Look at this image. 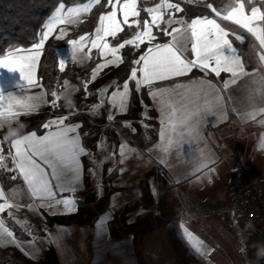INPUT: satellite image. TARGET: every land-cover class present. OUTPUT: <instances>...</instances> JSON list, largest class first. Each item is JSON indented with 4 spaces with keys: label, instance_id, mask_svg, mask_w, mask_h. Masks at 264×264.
<instances>
[{
    "label": "snow or ice",
    "instance_id": "snow-or-ice-1",
    "mask_svg": "<svg viewBox=\"0 0 264 264\" xmlns=\"http://www.w3.org/2000/svg\"><path fill=\"white\" fill-rule=\"evenodd\" d=\"M101 2L88 0L87 3L67 8L64 3H60L43 24L39 38L31 48L16 47L0 54V68L9 72L18 71L24 82L19 85L23 89L21 95L12 92L5 95L0 89V130L8 123L18 122L21 116L39 111L43 105L50 103L52 109L58 108L61 88L64 90L71 86L74 91H79L69 79H63L62 84L58 82L55 88L46 90L37 75V69L50 37L64 41L69 37L67 26L83 23L80 17L90 13ZM182 2L191 4L194 0ZM195 2L209 9L210 14L191 19L178 16V13L185 11L180 0H153V6L143 7L141 5L146 4L147 0H106L103 6L109 10L99 14L94 32L67 39L71 46L70 61L83 63L91 59L93 49L98 50L99 57L103 58V63H97L92 69L90 80L81 82L85 93H88L89 84L96 81L103 69L110 65L119 67L126 62L121 54L126 46L140 53L128 61L131 65L129 75L122 84L114 80L108 87L99 90L103 97L109 87L115 89L106 101L102 98L99 103L92 105L91 111L98 112L107 102L111 109L126 112L130 82H134L136 92L147 88L148 94L160 106L163 127L161 143L157 147L165 154L174 146L184 143L193 148V141L201 139L203 124L208 116L226 120L228 111L225 93L245 78H249L246 80L247 101L251 103L258 99L264 105V0H228L219 9L207 0ZM142 12L147 16L142 17ZM219 21L229 22L254 38V49L258 45V50L254 51L258 66L252 71L248 70L247 61L233 42L235 40L243 44L247 37ZM121 33L125 34V38H119ZM109 38L116 43L113 45ZM142 46L144 50L141 52ZM67 63L60 59L61 73L65 72ZM196 69L203 73V77L198 80L156 86L162 81L188 76ZM222 73L229 74V78L222 80V83L207 78L211 75L221 78ZM36 89L39 91H33ZM48 96L51 97L50 101L46 98ZM232 111H236L242 119L255 120L258 115L264 116V106L244 113L235 107ZM72 114L70 112L44 122L42 127L47 131L42 135L33 130L20 138L11 139L10 143L6 136L0 138V170L13 173L10 177L13 181H22V186L8 190L0 185V247L15 245L22 248L14 231L6 224L5 213L8 217H14L13 210L19 211L25 207L29 210L49 209L53 214L61 208L65 213L77 211L75 199L61 198L59 194L75 193L83 168L81 157L89 156L93 160L95 157L81 142L78 131L81 124L66 123ZM107 119L113 121L115 115L110 111ZM99 147L104 150L103 143ZM203 151L200 149L201 154ZM133 152L135 149L121 143L119 162L123 164ZM202 167L207 168L208 165ZM22 199L27 202L22 203ZM184 231L190 243L195 239V250L207 254L204 242L194 238L187 228ZM54 239L58 241L61 237L57 234Z\"/></svg>",
    "mask_w": 264,
    "mask_h": 264
},
{
    "label": "crops",
    "instance_id": "crops-1",
    "mask_svg": "<svg viewBox=\"0 0 264 264\" xmlns=\"http://www.w3.org/2000/svg\"><path fill=\"white\" fill-rule=\"evenodd\" d=\"M208 14L210 11L197 13L189 9V15L184 14V17L191 19ZM44 58L45 49L37 69L41 80ZM201 77L203 73L196 69L188 76L162 81L156 86L185 84ZM207 78L222 83L229 78V74L222 73L221 78L214 75ZM248 79L238 82L225 93L226 120L208 116L203 124L201 139L193 141V148L184 143L174 146L167 154L157 147L161 143L163 127L160 106L144 88L140 95L142 101L138 104L141 108L146 106L148 116L139 113L133 121L121 113L118 118L122 128L130 133L143 136L138 134V127L148 121H151L155 131L140 138L146 149L121 137L120 144H127L135 152L129 154L123 164L119 162V156L115 165L119 173L112 177L113 188L106 183L112 173L106 165L102 172L97 165L90 169L86 163L89 156L81 157L83 168L77 190L75 193L59 194L61 198L75 199L77 211L65 213L61 208L53 214L49 209L29 210L25 207L13 210L14 217L3 214L22 248L10 245L0 247V250L15 259V264L32 261L42 264L48 244L53 249L51 254L57 264H243L250 237L244 220L245 228L242 233L239 232L237 215L231 210L233 203L229 182L234 174L241 175V171L245 173V179L264 178L256 166L249 163L252 155L264 161V123H261L264 116L258 115L255 120L242 119L236 111H232L235 107L244 113L264 106L258 99L251 103L247 101ZM23 83L18 71L9 72L0 68V89L5 95L9 92L21 95L23 89L19 85ZM229 96L232 99H228ZM20 121L23 122V119ZM81 122V119L66 121ZM24 123L27 126L24 134L35 130L42 135L47 131L42 127V120L36 123L31 119ZM91 123V130L85 137L81 134L82 125L78 130L86 149L98 138L96 123ZM200 149L204 150L203 154ZM204 164L208 167H202ZM238 169L240 171L237 172ZM11 175L13 173L0 170V185L6 190L22 186V181L11 180ZM90 193H94L96 199L85 204L84 199ZM21 202L27 201L22 199ZM99 208L104 211L102 218L96 212ZM53 216L66 218L65 222L50 223L49 217ZM170 225L173 226L172 231ZM185 228L194 238L204 242L207 254L198 253L194 244H189ZM57 234L61 237L58 241L54 239Z\"/></svg>",
    "mask_w": 264,
    "mask_h": 264
},
{
    "label": "rangeland",
    "instance_id": "rangeland-1",
    "mask_svg": "<svg viewBox=\"0 0 264 264\" xmlns=\"http://www.w3.org/2000/svg\"><path fill=\"white\" fill-rule=\"evenodd\" d=\"M88 0L83 2H76L73 4H65L67 7H75L82 3H87ZM155 2H158V0H155ZM173 2H177V0H173ZM181 6L185 9L183 13H178V16H184V14L189 15V9L195 10L197 13L201 12H207L210 11L206 7H204L202 4L194 2L191 4L183 3L182 0H180ZM228 0H222L217 6L218 9L222 8ZM106 3V0H102L101 5L95 6L90 13L82 15L80 17L81 20H83V23H79L76 25H68V31H69V37H66L64 41H57L55 40L54 36L50 37L49 41L46 42L45 45V58L42 64V80L43 83L46 86V90H51L52 88H55L57 83H61L63 79H69L70 83L74 85L76 88L79 89V91H75L74 94V100H75V106L72 108L65 107L64 102L61 100L58 102L59 107L56 109H52L50 103L45 105L44 109L41 110L38 113H34L28 116H23V123L28 122L31 119L35 120L36 123L41 121L46 122L50 119H55L57 116L62 115H68L70 112L74 113L69 117V120L72 119H81V134L83 137L86 136V134L91 130L89 129L90 125H93L91 122L96 123L95 131L98 133V138L91 142L90 145H87V149L92 154L93 157H95V160H93L91 157H87V166L91 169L93 166L97 165V167L100 168L101 172L104 170L105 165L107 166V169L111 170V175L106 179V183L110 188H113V178L114 175H117L119 173L118 169L116 168V164L119 161V145L121 137L124 136V138L129 139L132 142L139 143L138 145L142 149H146V145L142 144L141 139H143V136L151 135L152 130V124L151 121L145 122V124H141L138 127L139 131L138 134L133 133L130 131H126L124 128H122V125L120 124V120L118 116H120V112H118L115 109H111V106L105 103V106L101 108L98 112L93 113L91 111L92 105L97 104L100 102V100L103 98L106 101L107 95H111V92L114 91V88L109 87L108 92L102 97L100 95L99 90L108 87L112 81H117V83L122 84V82L127 79L129 75V69L130 64L128 61L131 59H134L138 57L140 54L139 52H134L131 48V46H126L125 49L121 50V54L125 57L126 62L119 67L115 66H109L108 68L103 69L100 74L98 75L96 81L91 82L89 84L88 93H85L83 90L82 81L90 80L91 77V71L96 66L97 63H103V58L99 57L98 50L93 49L91 54V59L85 60L83 63L78 62H72L71 60V46L67 43L68 38H77L79 35L85 34V33H93L94 29L98 22V17L101 12L107 11L109 9L105 8L103 5ZM143 6H153V0H147L146 4L141 5ZM53 13V12H52ZM51 13V14H52ZM191 14V13H190ZM214 15V14H213ZM51 16V15H50ZM49 16V17H50ZM142 17H146V13H141ZM48 17V18H49ZM47 18V20H48ZM132 19V18H130ZM46 20V21H47ZM45 21V22H46ZM225 26L235 29L236 31H239L241 34L245 35L247 37L245 43L241 44L238 41H233L235 46L238 48V51L240 54L245 58L247 61V67L250 68V71L253 70V68L258 66L257 58L254 56V51L258 50V45L256 46V49H254V45H256V42L254 38L249 36L247 33L243 32V30H240L236 28V26L231 25L229 22L219 21ZM61 27H64L63 25ZM59 32V28L57 29V34ZM55 35V34H54ZM119 38H125V34L121 33L119 34ZM109 40L114 45L116 41L112 40V38H109ZM144 50V47L142 46L141 52ZM87 51V49H85ZM110 58V57H109ZM60 59L65 60L67 63L65 72L61 73L59 71V61ZM134 82H130V96L128 100V108L126 112H123V115L129 116L130 118L135 121L136 117L139 115V113H144V116H148V112H146V106L145 108L139 107V104L141 100V93L145 91V89H141V91L136 92L135 90ZM63 91V89H60ZM111 91V92H109ZM49 101L51 100V97H46ZM112 112V114L115 115V119L113 121H108L107 116L109 112ZM144 111V112H143ZM133 112V113H132ZM122 115V116H123ZM117 116V117H116ZM90 123V124H89ZM141 128V129H140ZM7 128H4L0 130V138L6 136ZM141 138V139H140ZM103 143L104 150L102 151L99 147V145ZM7 145H5V150ZM105 156L108 158L105 159ZM264 156V155H263ZM250 165L256 166V169H258V173L262 176H264V161H259L258 157L253 156L251 159H249ZM237 172L240 171V169L236 170ZM103 179V178H102ZM163 180V179H161ZM98 213V217H103V209L99 208L96 210ZM65 217V216H63ZM97 217V218H98ZM66 219V218H63ZM238 220V228L239 232L242 233V230L245 228L244 221L242 218L237 216ZM171 231L173 226L170 225ZM248 239V238H247ZM250 242V238L248 239ZM189 244H195V242H189ZM48 252L47 255L42 257V264H57L55 257L53 256V253L51 254V251L53 252V249H51L50 245L48 244ZM44 251V250H43ZM13 258H9L8 253H3L0 250V261L1 264H15ZM25 264H39L36 262H30Z\"/></svg>",
    "mask_w": 264,
    "mask_h": 264
},
{
    "label": "trees",
    "instance_id": "trees-1",
    "mask_svg": "<svg viewBox=\"0 0 264 264\" xmlns=\"http://www.w3.org/2000/svg\"><path fill=\"white\" fill-rule=\"evenodd\" d=\"M83 1L86 0H0V54L16 47H31L38 40L43 24L60 3ZM221 1L207 0L214 6ZM241 175L246 178L243 171ZM49 221L63 223L65 219L53 216Z\"/></svg>",
    "mask_w": 264,
    "mask_h": 264
},
{
    "label": "built area",
    "instance_id": "built-area-1",
    "mask_svg": "<svg viewBox=\"0 0 264 264\" xmlns=\"http://www.w3.org/2000/svg\"><path fill=\"white\" fill-rule=\"evenodd\" d=\"M231 210L245 221L250 237L243 264H264V178L234 174L229 182Z\"/></svg>",
    "mask_w": 264,
    "mask_h": 264
},
{
    "label": "clouds",
    "instance_id": "clouds-1",
    "mask_svg": "<svg viewBox=\"0 0 264 264\" xmlns=\"http://www.w3.org/2000/svg\"><path fill=\"white\" fill-rule=\"evenodd\" d=\"M74 89L69 86L59 93L61 100L64 102L65 107L72 108L75 106ZM7 139L20 138L24 134L27 127L25 123L18 121L15 123H8L7 125Z\"/></svg>",
    "mask_w": 264,
    "mask_h": 264
},
{
    "label": "water",
    "instance_id": "water-1",
    "mask_svg": "<svg viewBox=\"0 0 264 264\" xmlns=\"http://www.w3.org/2000/svg\"><path fill=\"white\" fill-rule=\"evenodd\" d=\"M95 199H96L95 194L90 193L85 197L84 202H85V204H90V203H93L95 201Z\"/></svg>",
    "mask_w": 264,
    "mask_h": 264
}]
</instances>
